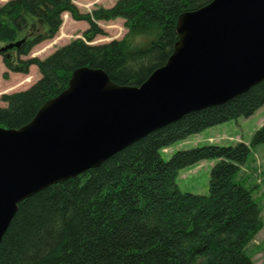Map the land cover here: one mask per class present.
Wrapping results in <instances>:
<instances>
[{
  "label": "trees",
  "instance_id": "16d2710c",
  "mask_svg": "<svg viewBox=\"0 0 264 264\" xmlns=\"http://www.w3.org/2000/svg\"><path fill=\"white\" fill-rule=\"evenodd\" d=\"M78 0H11L0 6V53L12 73L39 80L3 95L0 129L17 130L67 87L80 68L99 69L118 86L139 87L162 67L177 42L178 17L212 0H118L82 15ZM64 13L88 29L40 60L27 57L58 33ZM122 19L119 41L89 45L99 21ZM7 73L3 79H7ZM264 106V81L227 103L188 114L114 155L98 168L49 187L17 205L0 243V264H253L247 247L262 230L261 208L252 191L236 181L250 149L264 145V123L248 144L179 151L165 162L160 153L191 136L249 118ZM214 161L208 195L181 193L180 170Z\"/></svg>",
  "mask_w": 264,
  "mask_h": 264
},
{
  "label": "water",
  "instance_id": "95a60500",
  "mask_svg": "<svg viewBox=\"0 0 264 264\" xmlns=\"http://www.w3.org/2000/svg\"><path fill=\"white\" fill-rule=\"evenodd\" d=\"M176 35L165 65L141 86H118L99 69L80 68L28 124L0 129V243L25 199L264 81V0H212L181 14Z\"/></svg>",
  "mask_w": 264,
  "mask_h": 264
},
{
  "label": "rangeland",
  "instance_id": "374dc122",
  "mask_svg": "<svg viewBox=\"0 0 264 264\" xmlns=\"http://www.w3.org/2000/svg\"><path fill=\"white\" fill-rule=\"evenodd\" d=\"M11 0H0V6H3ZM117 0H78L74 3L78 12L82 15L91 13L97 7L109 8ZM62 24L57 35L49 41L43 42L34 47L28 57L43 60L61 47L72 41L82 38L83 33L88 29V23L85 21H75L68 13L61 17ZM97 26L102 31V35L95 37L89 44L102 45L113 40L119 41L126 34L121 19L114 21H99ZM7 73V79H3V74ZM39 72L35 66L29 68L27 75L9 72L2 63L0 57V107L7 105L1 101L3 95H10L25 91L31 85L39 80ZM264 123V106L258 109L249 118H239L229 121L225 124L207 129L198 135L191 136L185 141L179 142L162 151L160 156L167 162L172 155L179 151H187L193 148L203 146H232L236 142L248 144L251 136ZM209 139L213 143L209 142ZM214 161H202L194 166L180 170L176 178V185L181 193L193 195H208L209 172ZM236 181L247 190L252 191L255 202L261 208L263 227L254 237L247 249V254L253 264H258V260L264 264V145L250 149L245 164L236 176Z\"/></svg>",
  "mask_w": 264,
  "mask_h": 264
},
{
  "label": "crops",
  "instance_id": "0c3cea01",
  "mask_svg": "<svg viewBox=\"0 0 264 264\" xmlns=\"http://www.w3.org/2000/svg\"><path fill=\"white\" fill-rule=\"evenodd\" d=\"M250 247H251V245H250ZM258 264H262V261L260 260V258L258 260Z\"/></svg>",
  "mask_w": 264,
  "mask_h": 264
}]
</instances>
